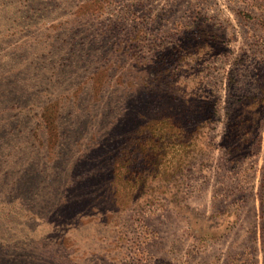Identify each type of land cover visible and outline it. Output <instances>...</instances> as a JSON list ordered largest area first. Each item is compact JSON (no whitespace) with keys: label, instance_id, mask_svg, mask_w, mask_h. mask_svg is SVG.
Returning a JSON list of instances; mask_svg holds the SVG:
<instances>
[{"label":"rangeland","instance_id":"rangeland-1","mask_svg":"<svg viewBox=\"0 0 264 264\" xmlns=\"http://www.w3.org/2000/svg\"><path fill=\"white\" fill-rule=\"evenodd\" d=\"M158 70L176 102L137 99ZM191 93L196 148L113 195L118 146ZM263 177L264 0H0V264H264Z\"/></svg>","mask_w":264,"mask_h":264},{"label":"trees","instance_id":"trees-1","mask_svg":"<svg viewBox=\"0 0 264 264\" xmlns=\"http://www.w3.org/2000/svg\"><path fill=\"white\" fill-rule=\"evenodd\" d=\"M166 60V59H165ZM163 60V62L165 61ZM170 82L168 75H160L159 70L156 71L148 81L145 82L146 87L142 93L136 95L137 99L146 103L150 94L163 93L169 98V102L175 101L170 97V91L168 88H164L161 91H157L164 84ZM175 80H173V83ZM143 95L145 97H143ZM171 98V99H170ZM181 98V97H180ZM137 100V101H138ZM176 102V101H175ZM189 103L190 106H193L196 110L194 113H200V116H188L185 119L180 118L176 114H171L170 112L165 111L166 114L151 118L149 121L146 119L147 123H154L149 127V131H146L147 123L145 124L144 130L140 126L133 133L135 136H126V139L118 146L115 154L112 155L109 162V170L111 173V179L109 183L111 186L110 192L113 195L118 193L122 195H129L132 200H139L141 193H143L144 183L147 179H153L157 173H160L161 167V158L165 156L166 153L178 154L181 151L194 150L197 145L196 136H190L189 132L185 131L184 136L179 125L182 122L193 124L194 128L198 125L205 123L207 119H210L212 115L216 113L215 103H207V99L200 98L197 94H192L188 99L182 101V104ZM204 104H207L209 108L208 112L202 114ZM149 107L151 104H148ZM169 109V106H167ZM150 109V108H148ZM139 116H142L140 113ZM182 120V121H181ZM149 121V122H148ZM160 125L158 130V135L154 136L157 129V124ZM181 121V123H180ZM248 118H245L239 124H246ZM238 124V125H239ZM156 127V128H155ZM155 129L154 134L151 136V132ZM239 131V127L236 124L228 123L226 130V149H239L241 148V143H235L234 136H236V131ZM242 133V131H241ZM158 136H160L158 138ZM229 136L233 137V140ZM235 143V144H234ZM99 145V144H96ZM103 146V145H102ZM179 155V154H178ZM108 163V161H107ZM176 163H180L178 160ZM177 168V166H176ZM158 169V170H157ZM165 173L164 170L161 171ZM263 187H264V177H263ZM124 192H120V191ZM263 210H264V196H263Z\"/></svg>","mask_w":264,"mask_h":264}]
</instances>
